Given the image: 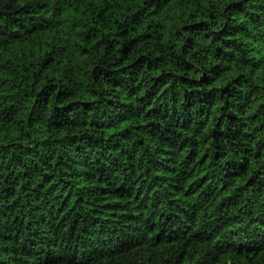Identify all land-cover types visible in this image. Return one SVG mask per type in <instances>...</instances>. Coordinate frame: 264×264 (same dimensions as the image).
Masks as SVG:
<instances>
[{"label": "trees", "instance_id": "trees-1", "mask_svg": "<svg viewBox=\"0 0 264 264\" xmlns=\"http://www.w3.org/2000/svg\"><path fill=\"white\" fill-rule=\"evenodd\" d=\"M0 264H264V0H0Z\"/></svg>", "mask_w": 264, "mask_h": 264}]
</instances>
